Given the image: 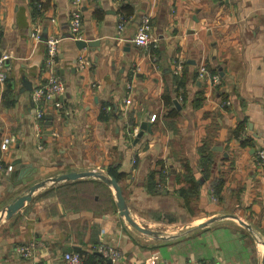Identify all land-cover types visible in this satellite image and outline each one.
<instances>
[{"label":"crops","instance_id":"1","mask_svg":"<svg viewBox=\"0 0 264 264\" xmlns=\"http://www.w3.org/2000/svg\"><path fill=\"white\" fill-rule=\"evenodd\" d=\"M39 1L33 16L31 0H0V55L9 56L0 143L12 140L0 154L12 167L0 173V210L26 186L114 168L131 218L155 235L132 228L98 179L47 181L0 221V264H58L75 251L87 260L101 244L121 252L120 264H264V0H80L79 40L72 0ZM125 5L133 13L117 33ZM144 16L157 40L146 51L130 42ZM49 72L65 85L62 108L36 121L30 93ZM143 123L151 132L136 140ZM11 173L32 181L14 186Z\"/></svg>","mask_w":264,"mask_h":264},{"label":"built area","instance_id":"2","mask_svg":"<svg viewBox=\"0 0 264 264\" xmlns=\"http://www.w3.org/2000/svg\"><path fill=\"white\" fill-rule=\"evenodd\" d=\"M80 0H72L73 9L70 12V21H69V33L74 39H80V31L82 28V18L81 12L79 9ZM38 7H41L38 4ZM124 21L120 20L117 26V33H121L124 29ZM31 37L40 41V34L37 28H33L31 31ZM59 42V38L57 37H49L44 41L46 47V58L44 62V67L51 69L54 64V57L56 55L57 45ZM130 42L139 49L149 50L157 48V40L153 37L151 32V23L148 16H144L141 18L139 25L137 26V30L134 36L130 39ZM152 58H154L152 56ZM9 56L5 54L0 55V100H1V91L2 87L7 80V71L8 66L6 65ZM175 70L178 72L180 70V66L178 65ZM198 76L199 78L208 77L207 68L202 65L198 68ZM213 82H217V77H211ZM65 94V85L64 83L53 73L49 72V76L45 83L35 87L32 89L30 93V103L32 106V111L34 115V119L39 121L43 119V117L49 113L50 111H58L62 108L63 99ZM176 101L180 102L181 99L177 98ZM125 105H129L131 102L127 98L124 101ZM155 119V115L151 116L150 121L152 122ZM139 128L133 129V136H136L139 133ZM12 143L10 138H5L0 143V154L5 153L8 150V147ZM258 157L260 159V164L264 166V147L259 149L257 152ZM136 163V158H132L131 165L134 166ZM3 164L0 159V173L10 172L12 167L8 166L4 170ZM214 201V197L212 198ZM17 252L20 256L31 259L33 256L32 247L23 245L17 247ZM94 253L98 255L102 262L100 263H86L85 257L79 252H66L63 253L58 264H120L122 261L123 255L121 252L113 246L101 244L97 246L94 250ZM35 264V263H33ZM145 264H155L153 262H147Z\"/></svg>","mask_w":264,"mask_h":264},{"label":"water","instance_id":"3","mask_svg":"<svg viewBox=\"0 0 264 264\" xmlns=\"http://www.w3.org/2000/svg\"><path fill=\"white\" fill-rule=\"evenodd\" d=\"M28 90L30 88L28 87ZM145 132L150 133V125L147 123H143L140 127L139 133L136 135V140L141 138ZM15 173H11L9 180L13 183L14 186H26L30 181H32V178L28 179H20L16 180L15 179ZM84 178H96L105 185L111 187L115 193V198H116V206L119 210V214L121 217H123L126 222L134 229L139 231L140 233L146 234V235H155V232L145 229L141 226H139L130 216L129 211L127 209V205L124 201L121 188L119 187L118 182L115 179H112L108 177L105 173L100 172V171H86V172H69V173H64L61 174L57 177H53L47 181H50L52 184H59V183H65L69 181H75V180H80ZM47 181H41L38 183H35L30 186H26L25 189L14 199L12 203L9 205L3 207L0 210V221L3 219H8L10 218L13 214H15L19 209H21L24 205L25 202H29L31 200L32 194L40 189L43 188L46 184ZM214 221L213 219L208 220L201 224L200 226H206L208 223ZM242 225H244L242 222H240Z\"/></svg>","mask_w":264,"mask_h":264},{"label":"trees","instance_id":"4","mask_svg":"<svg viewBox=\"0 0 264 264\" xmlns=\"http://www.w3.org/2000/svg\"><path fill=\"white\" fill-rule=\"evenodd\" d=\"M38 4L41 5V7H38ZM30 7L33 11V16L36 15V16H39V14L41 13L42 9L44 8V3H42L41 1L39 0H31L30 2ZM121 14V20L125 21L127 20L133 13V6L131 5H125L123 6L121 9H120V12ZM175 95L178 96V95H181V92H175ZM182 97V96H181ZM11 103H7L6 106L9 107ZM170 103L172 104V101L170 100ZM173 108V107H172ZM175 110V108H173ZM107 174L114 178L117 182H119L122 178H123V175L119 172H117L116 169L114 168H108L107 170ZM215 186H217V190H218V185L215 184ZM215 186L213 187V191L216 193V188ZM97 190H99V192H103V189L99 188V187H96ZM109 194V193H108ZM77 252V251H75ZM80 253V252H79ZM102 262V259L96 255V254H92L91 257H88V259L86 260V263H100Z\"/></svg>","mask_w":264,"mask_h":264}]
</instances>
